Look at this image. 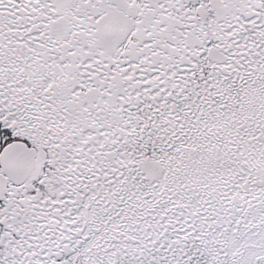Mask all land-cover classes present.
Masks as SVG:
<instances>
[{
	"label": "snow or ice",
	"instance_id": "snow-or-ice-1",
	"mask_svg": "<svg viewBox=\"0 0 264 264\" xmlns=\"http://www.w3.org/2000/svg\"><path fill=\"white\" fill-rule=\"evenodd\" d=\"M0 264H264V0H0Z\"/></svg>",
	"mask_w": 264,
	"mask_h": 264
}]
</instances>
